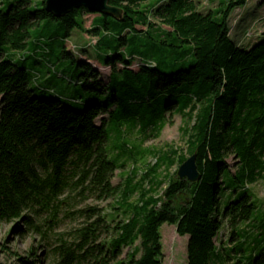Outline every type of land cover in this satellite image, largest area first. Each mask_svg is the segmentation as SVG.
<instances>
[{
	"label": "trees",
	"instance_id": "trees-1",
	"mask_svg": "<svg viewBox=\"0 0 264 264\" xmlns=\"http://www.w3.org/2000/svg\"><path fill=\"white\" fill-rule=\"evenodd\" d=\"M45 1L0 3V223L20 222L17 230L48 241L64 219H82L81 226L55 234L60 264H164L165 224L189 237L188 264H228L232 254H242L234 264H264V212L248 188L264 181V39L247 49L245 35L235 41L230 31L232 13L249 0H208L219 7L206 14L196 0H109L123 19L99 15L89 30L87 9L57 18ZM40 27L44 35L30 45V32ZM74 30L98 39L95 56L111 70L105 85L98 84L97 70L67 50ZM169 57L189 66L165 73ZM61 60L81 69L76 84L57 70ZM59 79L94 94L82 111L59 96L45 97ZM169 113L186 122L188 156L143 148L129 136L159 137ZM193 156L198 182L170 173ZM122 157L156 163L139 182L133 171L122 190L112 183ZM117 196L123 215L117 222L118 214L83 205ZM245 222L258 223L252 226L257 233L233 230L231 240L242 243L225 248L219 242L225 228ZM125 248L131 250L120 260ZM14 256L16 264H40L34 250Z\"/></svg>",
	"mask_w": 264,
	"mask_h": 264
},
{
	"label": "rangeland",
	"instance_id": "rangeland-1",
	"mask_svg": "<svg viewBox=\"0 0 264 264\" xmlns=\"http://www.w3.org/2000/svg\"><path fill=\"white\" fill-rule=\"evenodd\" d=\"M199 6V11L203 14L213 12L217 10L219 5L217 3L211 4L208 0H196ZM1 3V0H0ZM99 15L97 14H85L83 16L84 25L86 29H91L92 24ZM138 30L142 28L138 27ZM168 30V28L164 27ZM43 29L37 28L30 32V45H32L38 38L42 35ZM230 31L232 39L241 41L242 35H245L244 46L247 49H250L253 44L259 43L264 39V35L261 33L264 32V0H249L246 6L237 9L234 11L230 18ZM98 39L90 35L82 33L79 30H74L71 34V37L67 41V50L75 55V60L79 62L88 63L99 72V78L97 80L100 86L105 85L108 82L110 75V68L101 65L97 60L95 53ZM87 53H83V51ZM124 53L130 54V51H124ZM140 52L135 56V61L133 62L132 69L137 71L139 70L141 59ZM58 55V53H56ZM160 60V56H157ZM175 57H169L165 59V65L162 66V69L165 73H170L173 70L180 68H186L189 66V60L185 62L175 63ZM71 60H61L60 63H57V70L60 71L66 80H71L73 83H77L79 75L81 74V69L77 68L76 65H72ZM166 64H175L176 67L171 69V66ZM119 67H122L119 65ZM66 80L59 79L58 81H52L50 87L53 90L52 93H45V97L53 98L54 96H59L62 99H65L69 105H71L76 112L83 110L84 102L90 98H93L94 94L90 91L83 89L81 85H72L69 84ZM78 96L80 98L79 104H75L76 101H73L72 98ZM1 99V98H0ZM168 120L170 121L166 128L163 130L159 137H155L154 134H149L148 137H141L137 135L136 132L129 135L131 139H136L139 143L142 144L143 148H151L162 150L168 152L171 148L175 150H181L180 152L188 156L187 153V143L186 138L183 133V128L186 126V122L183 117L179 114L169 113L167 115ZM97 123L100 124V119L97 120ZM120 163L124 164L123 169L116 171L113 178V186H117L124 189L125 185L128 182L130 175L133 171L138 170V177L135 179L136 182H139L142 178V175L147 171V165L155 164L156 161L153 157H149L144 162H139L134 164L128 161L126 158L122 157ZM227 165L230 168L232 174L236 171V160L233 156L227 159ZM179 170L178 165H175L171 168L170 173L174 174ZM159 174H165V168L160 169ZM168 183H166L167 185ZM163 186V189L166 187ZM151 184L148 182L146 188L149 189ZM249 190L254 195L255 199L259 202L260 211L264 212V181H260L255 185L248 187ZM162 190H160L161 192ZM138 199V195L132 197L131 201L135 202ZM119 196L114 199H109L106 201H88L86 204L88 206H98L103 209L105 215H116V222L123 219V215L118 210L119 205ZM110 221V220H109ZM115 222V223H116ZM83 223L82 219H78L75 216L73 218L64 219L63 222L56 228L55 233L52 234V238L48 241H42L40 237L33 234H23L21 230H17L19 225H22L20 222L14 221L12 223H0V264H16V257L14 254L21 255L23 257L27 256L30 250L36 252L38 258L40 259V264H60V259L57 256L58 254L54 249L59 245L57 239L58 235L71 231L74 228L81 226ZM113 223V224H115ZM258 223H239L237 228L233 229L230 225L225 228L219 242L225 244V248L234 247L236 248L241 244L242 240L238 237L234 241L231 240L233 230L240 232L242 230L243 234L255 235L257 231H253L252 226H257ZM22 226L21 228H23ZM162 236V245H163V262L164 264H188V242L189 237H181L176 232V227L173 225L165 224L162 226L161 230ZM64 238H66L64 236ZM251 240V239H250ZM249 240V241H250ZM244 241V240H243ZM248 241V243H249ZM228 243V245H227ZM130 248H125L124 253L121 256L120 260L126 257V254L130 251ZM235 259H232L228 264H234L237 262V259L242 257V254H232ZM62 264L63 263L62 260Z\"/></svg>",
	"mask_w": 264,
	"mask_h": 264
},
{
	"label": "water",
	"instance_id": "water-1",
	"mask_svg": "<svg viewBox=\"0 0 264 264\" xmlns=\"http://www.w3.org/2000/svg\"><path fill=\"white\" fill-rule=\"evenodd\" d=\"M87 9L91 13L114 18L121 21L124 16L122 9L110 5L109 0H46L45 10L57 18H63L75 10ZM181 179L196 183L201 179L196 164V157L189 158L178 170Z\"/></svg>",
	"mask_w": 264,
	"mask_h": 264
},
{
	"label": "crops",
	"instance_id": "crops-1",
	"mask_svg": "<svg viewBox=\"0 0 264 264\" xmlns=\"http://www.w3.org/2000/svg\"><path fill=\"white\" fill-rule=\"evenodd\" d=\"M261 34L264 35V32H262ZM49 78H51V77L49 76V74H48V75H45L44 80L46 81V80H48Z\"/></svg>",
	"mask_w": 264,
	"mask_h": 264
},
{
	"label": "built area",
	"instance_id": "built-area-1",
	"mask_svg": "<svg viewBox=\"0 0 264 264\" xmlns=\"http://www.w3.org/2000/svg\"><path fill=\"white\" fill-rule=\"evenodd\" d=\"M246 37V36H245Z\"/></svg>",
	"mask_w": 264,
	"mask_h": 264
}]
</instances>
